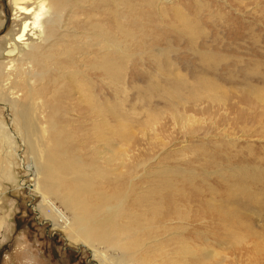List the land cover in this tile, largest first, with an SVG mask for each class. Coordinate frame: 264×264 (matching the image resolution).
<instances>
[{"label":"rangeland","instance_id":"374dc122","mask_svg":"<svg viewBox=\"0 0 264 264\" xmlns=\"http://www.w3.org/2000/svg\"><path fill=\"white\" fill-rule=\"evenodd\" d=\"M26 1L30 6L39 0ZM98 1L84 0L83 8L70 9L69 0H46L50 9L62 16L69 33H82L97 15L99 23L104 24ZM20 3L21 0H0L2 64L12 59L4 54L20 26L12 18ZM177 4L192 21L203 24L207 36L198 39L196 47L191 48V36L180 35L172 19L161 23L142 19L133 28V41L120 39L136 59L143 57L142 64L135 60L128 70L129 73L133 70L134 81L147 80L145 67L151 63L145 58L148 52L171 57L180 65L181 59L190 61L189 52L195 48L257 53L264 69V0H178ZM165 9L170 16L171 4ZM218 14L223 17H217ZM53 20L57 22L56 18ZM225 24L228 28L222 27ZM50 32L48 29V36L52 35ZM25 42L36 45L37 40L32 36ZM254 42L256 50L251 49ZM26 51L22 50V55ZM53 64L49 62L46 66ZM55 64V70L33 75L36 87L32 95L23 83L13 95H19L18 105L30 107L34 97L35 102L41 101L46 106L42 123L50 141L49 153L54 154L56 161L78 163L89 170L93 193L82 200L88 205L83 217L91 219L97 214L101 219L103 210L94 208L95 205L113 208L122 202L118 226L109 231L97 229L90 238H95V242L82 241V235L81 238L71 235L35 211L41 198L28 190L34 178L22 167L31 160L21 120L13 123L12 110L6 112L0 105V124L5 127L0 133L11 143L3 142V149L0 146L7 156L5 161L0 160V216L8 212L9 200L15 201L9 221V243L0 247V264H20L21 256L13 248L21 233L31 244L38 264H108L93 250L106 255L110 264H264V103L259 101L264 100V86L254 95L247 89L234 87L236 91L231 92L222 87L227 89L224 91L227 104L222 110L210 108L197 113L195 120L179 126L168 124L155 134L149 128L143 131L141 120L134 116L126 128L119 129L126 131L117 142L125 157L120 168L121 186L115 188L108 184L113 182V176L103 179L106 166L98 160L97 151L102 146L96 137L115 131L118 125L110 117L105 120L107 125L102 124L92 114L93 101L80 100L92 96L100 102L101 97H109L104 84L110 79L102 74L104 69L96 58L90 56L82 63L77 62V66L69 63L65 72H61V64L65 63ZM54 72L60 82L52 87L49 83L54 80ZM65 78L72 79L67 83ZM7 92L0 79V103H5L2 100ZM129 96L130 102H134V95ZM133 105L136 109L144 108L142 102ZM117 110L123 112L122 107ZM143 113L155 115L157 110ZM131 117H124L121 124ZM103 158L107 159V155L103 154ZM108 165L116 167L118 163ZM65 176L70 177L67 173ZM129 177L134 181L131 188L127 186ZM102 189L107 192L99 198ZM5 253L11 256V261L4 260Z\"/></svg>","mask_w":264,"mask_h":264},{"label":"bare ground","instance_id":"6f19581e","mask_svg":"<svg viewBox=\"0 0 264 264\" xmlns=\"http://www.w3.org/2000/svg\"><path fill=\"white\" fill-rule=\"evenodd\" d=\"M26 3V0H21V3L14 8L12 18L18 20L20 26L4 54L12 59L0 63V79L2 85L6 84L8 89L6 99L2 100L5 103L0 105L6 112L12 110L13 123L16 119L21 120L20 127L23 128L24 143L29 150L31 160L28 166L22 164V167L31 178H34L28 190L41 198L34 208L35 211L39 212L45 221L64 231H70L71 235L75 237L82 235V241L90 239L91 234L99 228L106 229L105 231L116 228L122 202L113 208L106 204L95 205L94 208L103 210L101 219L97 214L91 219L83 217L88 205L82 200L92 195L93 178L88 174L89 170L80 164L60 163L56 161L53 153H49L50 141L42 123L47 113L46 106L41 101L35 102L37 98L34 97L29 104L30 107L18 105L19 95L13 94H17L21 83L27 93L32 95L36 87L33 80L35 73L51 68L55 70L57 61L65 63L61 64V72H65L69 69V63L77 66L75 65L77 62L82 63L88 56L96 58L104 69L102 74L110 79L109 83L104 84L110 96L101 97L100 102H96V98L92 96L80 97V100L89 103L93 101L92 114L97 115L102 124H106V118L110 117L118 125L115 131H108L104 136L96 137L99 146H102L101 151L100 149L97 151L98 160L106 166L103 168V179L108 178V175L113 176V182L108 184H113L115 188L121 186L120 168L125 157L124 151L118 150L117 142L119 135L124 132L126 135V131L119 129L126 128L134 116L141 120L143 131L146 132L149 128L150 132L155 134L158 129L165 130L168 124L179 126L195 120L197 113L210 108L216 107L222 110L227 104L224 92L227 89L231 92L236 91L234 87L247 89L250 95H254L264 86V69L260 66V54L249 55L239 51L220 52L207 48L190 50V61L181 59L183 60L181 65L171 57L148 52L145 58L147 60L149 58L151 63L145 67L144 78L147 80L138 83L134 81L133 70L131 69L130 73L128 70L135 60L142 64L143 57L136 55V59L135 54L129 53L120 39L133 41V28L142 19L148 18L157 23L172 19L180 30V35L191 36L189 41L191 48L196 47L198 39L207 36L203 24L192 21L181 5L177 4L178 0H99L97 8L104 15L102 20L104 24L99 23L100 15H97L95 22L89 21L82 33H69L70 28L63 23L62 16L54 13L46 0H39L30 6ZM84 3V0H69V8L73 9L76 6L83 8ZM170 4L172 9L169 16L165 7ZM238 10L235 9L236 13L240 14ZM54 11L57 12L56 7ZM217 17L221 18L223 15L218 14ZM53 18H56L57 22ZM52 23L55 25L51 26ZM222 27L228 28L226 24ZM48 29L51 30V36L47 35ZM87 29L89 31H86ZM32 36L36 37V45L25 42ZM252 46L251 49L256 50L257 42ZM22 50H28L27 54L22 55ZM72 51L75 52L73 55H71ZM15 56L17 58L14 59ZM49 62L54 63L52 67L46 66ZM140 63L136 62L137 65ZM154 68L155 71L151 72ZM57 77L58 74L54 72V80L49 83L52 87L60 82ZM130 77L133 80H130ZM71 79L65 78V81L69 83ZM129 94L134 95L135 101L132 103ZM259 101L261 104L264 103V100L259 99ZM140 102L144 105L142 110L136 109L133 105ZM118 107H122V113L118 112ZM153 108L157 110V114L143 113L144 110L150 112ZM127 116L132 117L125 124H121ZM2 128L5 127L0 124V129ZM3 142L5 145H11L10 141L8 142V139L0 133L1 149L4 146ZM12 148L10 146V150ZM0 152V160L5 161L6 153L2 150ZM103 154L107 155V159L103 158ZM19 160L20 163L23 162ZM116 161L118 166L109 167L108 163L114 165ZM65 173L70 177L66 178ZM133 184L134 181L129 177L127 186L131 188ZM105 191L99 193V198L105 194ZM90 241L95 242L96 239L92 238ZM92 252L110 264L106 255L95 250Z\"/></svg>","mask_w":264,"mask_h":264},{"label":"clouds","instance_id":"9594fccd","mask_svg":"<svg viewBox=\"0 0 264 264\" xmlns=\"http://www.w3.org/2000/svg\"><path fill=\"white\" fill-rule=\"evenodd\" d=\"M9 209L6 214L0 216V247L9 243V236L11 233V220L12 211L15 209V201L9 200ZM14 253L21 256L20 264H38V257L36 256L31 244L27 242L26 236L21 233L16 237L13 248ZM6 262L11 261V256L8 253L4 254Z\"/></svg>","mask_w":264,"mask_h":264}]
</instances>
